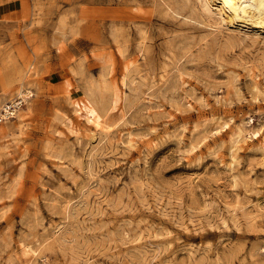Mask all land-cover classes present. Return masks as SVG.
Returning <instances> with one entry per match:
<instances>
[{
    "label": "rangeland",
    "instance_id": "rangeland-1",
    "mask_svg": "<svg viewBox=\"0 0 264 264\" xmlns=\"http://www.w3.org/2000/svg\"><path fill=\"white\" fill-rule=\"evenodd\" d=\"M172 10L0 0V99L22 80L35 93L24 117L0 121V264H264V134L232 143L238 126L264 125L248 72L264 89V31L231 36ZM124 74L112 128L54 134L88 93L107 111ZM213 118L226 123L214 136Z\"/></svg>",
    "mask_w": 264,
    "mask_h": 264
},
{
    "label": "bare ground",
    "instance_id": "bare-ground-1",
    "mask_svg": "<svg viewBox=\"0 0 264 264\" xmlns=\"http://www.w3.org/2000/svg\"><path fill=\"white\" fill-rule=\"evenodd\" d=\"M156 2L169 8L173 7V14L182 16L185 19L193 17V15L198 16L199 13L207 18H214L218 21L219 25L222 24L230 27V32H233L231 36L236 32L242 34L246 29L252 30L253 34L256 35L264 31V0H156ZM106 50V47H102L100 50L101 54L99 58L103 66H118L114 53L106 52ZM116 55L124 57V50L120 46L116 49ZM124 66H130V63L124 64ZM248 72L250 80L253 81L252 87L256 95L260 96L264 94V89L259 85L255 70L249 69ZM110 74H112V71L108 70L107 75L111 76ZM110 79V97L106 113L102 109L101 104L103 101L100 102L99 97L95 93H88L86 99L72 102L76 116L75 120L71 117H65L61 122L64 130L55 129L54 134L60 137L72 136L79 138L85 132L90 134L92 132L90 127L101 131L112 128L115 122L110 121L108 115L112 113L117 115V112L120 110L119 103L124 96L123 87L126 86V80L125 74L121 77L120 83L117 82L116 77ZM25 85L22 80L13 92L10 91V87L5 89L6 94L11 92L10 95L12 97L7 99L5 96L0 99V121L24 117L21 114L24 111V106L35 96V93ZM220 99L219 97L218 103H221ZM80 121L84 122L85 128L81 127ZM253 122L254 120L250 119L245 124H253ZM208 123L212 126V136L219 134L226 126V123L223 124L219 118H213L203 125L206 126ZM262 134H264V125L253 130H248L245 125L238 126L232 133V143L236 145L239 142H247L258 138ZM247 135L249 136L247 137ZM205 139L207 137H204L203 140ZM128 142L132 145V135L130 133L128 135ZM19 251L20 257L24 258L26 263H30L39 257L36 251L26 245L21 244ZM87 261L86 263H88ZM9 262H12V258L9 259Z\"/></svg>",
    "mask_w": 264,
    "mask_h": 264
}]
</instances>
